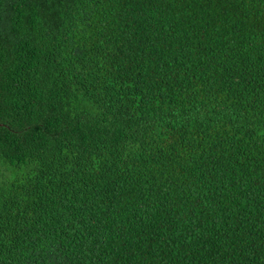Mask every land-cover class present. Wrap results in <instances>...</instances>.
Here are the masks:
<instances>
[{
  "label": "trees",
  "instance_id": "obj_1",
  "mask_svg": "<svg viewBox=\"0 0 264 264\" xmlns=\"http://www.w3.org/2000/svg\"><path fill=\"white\" fill-rule=\"evenodd\" d=\"M0 264H264V0H0Z\"/></svg>",
  "mask_w": 264,
  "mask_h": 264
}]
</instances>
